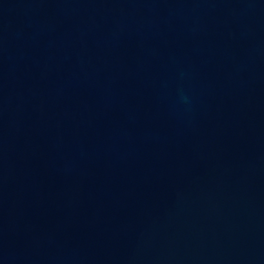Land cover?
<instances>
[{
    "label": "water",
    "instance_id": "obj_1",
    "mask_svg": "<svg viewBox=\"0 0 264 264\" xmlns=\"http://www.w3.org/2000/svg\"><path fill=\"white\" fill-rule=\"evenodd\" d=\"M0 264H264V0H0Z\"/></svg>",
    "mask_w": 264,
    "mask_h": 264
}]
</instances>
